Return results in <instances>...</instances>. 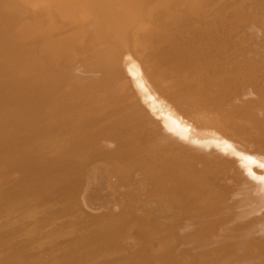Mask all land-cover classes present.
I'll return each mask as SVG.
<instances>
[{
    "label": "bare ground",
    "instance_id": "6f19581e",
    "mask_svg": "<svg viewBox=\"0 0 264 264\" xmlns=\"http://www.w3.org/2000/svg\"><path fill=\"white\" fill-rule=\"evenodd\" d=\"M19 204L0 264H264V0H0Z\"/></svg>",
    "mask_w": 264,
    "mask_h": 264
},
{
    "label": "rangeland",
    "instance_id": "374dc122",
    "mask_svg": "<svg viewBox=\"0 0 264 264\" xmlns=\"http://www.w3.org/2000/svg\"><path fill=\"white\" fill-rule=\"evenodd\" d=\"M8 189V190H7ZM14 186H7L6 187V189L3 191V196H2V198L3 199H6V198H8V197H11V195H13V193H14ZM140 193V195H146V196H144V199H145V197L148 199L149 198V196L147 195V194H144V193H142V191L140 190L139 191ZM144 199H143V201H144ZM2 200V199H1ZM142 201V202H143ZM145 201H147L146 199H145ZM130 207L132 208V209H130ZM21 209V210H20ZM133 209H136V206H126V207H124L123 209H118L117 211H118V213L120 212L121 214H124V213H126L127 212V214H129V217L131 216V218H133L134 217V213H137V209L136 210H133ZM23 210H25V207L22 205V204H19V205H17V206H15V208L14 209H11V210H9L8 212H0V219H5V218H17V214L19 213V212H21V211H23ZM13 211V212H12ZM117 211H115V214L117 213ZM124 211V212H123ZM132 211H134V212H132ZM136 211V212H135ZM123 212V213H122ZM119 213V214H120ZM131 213H133L132 215H131ZM125 215V214H124ZM128 216V215H127ZM2 227H0V229H1ZM163 238V237H162Z\"/></svg>",
    "mask_w": 264,
    "mask_h": 264
}]
</instances>
